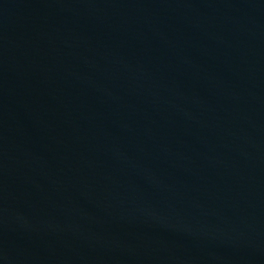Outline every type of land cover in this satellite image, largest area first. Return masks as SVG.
I'll return each instance as SVG.
<instances>
[{
  "label": "water",
  "instance_id": "water-1",
  "mask_svg": "<svg viewBox=\"0 0 264 264\" xmlns=\"http://www.w3.org/2000/svg\"><path fill=\"white\" fill-rule=\"evenodd\" d=\"M0 264H264V0H0Z\"/></svg>",
  "mask_w": 264,
  "mask_h": 264
}]
</instances>
